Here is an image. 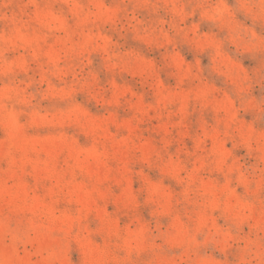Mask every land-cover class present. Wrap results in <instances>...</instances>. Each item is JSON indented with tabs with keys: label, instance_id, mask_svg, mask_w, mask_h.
I'll list each match as a JSON object with an SVG mask.
<instances>
[{
	"label": "rangeland",
	"instance_id": "1",
	"mask_svg": "<svg viewBox=\"0 0 264 264\" xmlns=\"http://www.w3.org/2000/svg\"><path fill=\"white\" fill-rule=\"evenodd\" d=\"M0 264H264V0H0Z\"/></svg>",
	"mask_w": 264,
	"mask_h": 264
}]
</instances>
